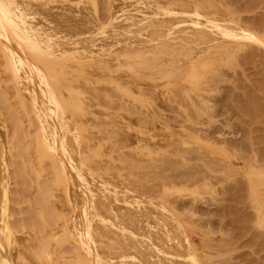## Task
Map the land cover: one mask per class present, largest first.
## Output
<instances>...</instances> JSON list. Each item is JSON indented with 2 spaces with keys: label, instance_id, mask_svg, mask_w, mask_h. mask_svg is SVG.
<instances>
[{
  "label": "bare ground",
  "instance_id": "1",
  "mask_svg": "<svg viewBox=\"0 0 264 264\" xmlns=\"http://www.w3.org/2000/svg\"><path fill=\"white\" fill-rule=\"evenodd\" d=\"M216 10L214 0H105L102 16L98 0H0L2 71L19 90L20 112L38 129L37 149L62 157L51 164L50 186L38 181L59 211L43 202L31 228L17 225L7 160L15 143L0 108V264L203 263L176 210L181 191L148 195L132 186L139 175L126 185L121 178L135 163L152 171L171 138L191 139L178 125L171 87L182 85L183 102L190 101L184 84L200 60L244 34ZM195 35L203 36L191 48L187 36ZM79 96L93 109L88 120L71 121L62 103ZM64 244L67 254L53 252Z\"/></svg>",
  "mask_w": 264,
  "mask_h": 264
},
{
  "label": "rangeland",
  "instance_id": "2",
  "mask_svg": "<svg viewBox=\"0 0 264 264\" xmlns=\"http://www.w3.org/2000/svg\"><path fill=\"white\" fill-rule=\"evenodd\" d=\"M214 2L219 20L232 22V29L244 34L229 49L211 51L210 58L200 60L184 84L190 101L183 102L182 85L171 87L179 98L176 107H181L178 125L191 139L171 138L153 159L152 171L138 163L128 165L121 181L126 185L129 176L139 175L131 182L139 186H132L148 195L170 186L181 191L176 210L202 264H264V0ZM104 3L98 0L102 16ZM201 36H187L189 47ZM3 66L0 49V108L10 123L6 138L15 143L7 154L9 211L17 225L31 228L45 210L43 202L48 212L59 211L54 197L40 194L38 181L50 186L51 164L60 165L62 157L58 151L37 149L38 129L20 112L19 90L10 86ZM35 100L41 101L37 95ZM62 108L71 121L79 115L88 120L93 109L83 96L64 101ZM106 113L105 108L99 111ZM57 201L63 202L62 197ZM53 252L67 254L69 246L54 247Z\"/></svg>",
  "mask_w": 264,
  "mask_h": 264
}]
</instances>
